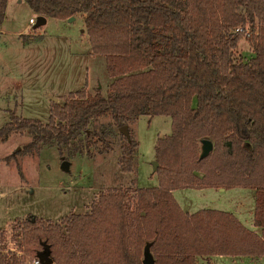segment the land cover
Instances as JSON below:
<instances>
[{
  "label": "trees",
  "instance_id": "trees-1",
  "mask_svg": "<svg viewBox=\"0 0 264 264\" xmlns=\"http://www.w3.org/2000/svg\"><path fill=\"white\" fill-rule=\"evenodd\" d=\"M24 1L45 18L81 15L91 53L104 59L111 81L106 94L82 87L51 102L47 122L11 111L0 141L28 131L26 149L54 143L62 151L83 140L88 153L91 142L108 143L114 126L122 136L118 165L131 173L138 141L127 124L166 115L172 131L155 145L158 185L102 191L90 211L60 223L29 213L21 254L6 259L0 252V264H26L27 257L40 264H144L146 255L152 264H196L197 256L264 255V0ZM7 2L0 0V26ZM239 26L251 30L247 61L235 52ZM107 117L111 123L92 130ZM202 139L213 143L204 157ZM208 186L253 189L260 233L228 211L185 213L172 195Z\"/></svg>",
  "mask_w": 264,
  "mask_h": 264
},
{
  "label": "rangeland",
  "instance_id": "rangeland-1",
  "mask_svg": "<svg viewBox=\"0 0 264 264\" xmlns=\"http://www.w3.org/2000/svg\"><path fill=\"white\" fill-rule=\"evenodd\" d=\"M37 17L26 1L8 0L0 27V128L10 120L11 111L47 122L51 102L82 87L91 94L97 88L106 94L111 81L104 59L91 53L81 15L72 21L47 17L40 25ZM30 18L33 24H29ZM247 30L251 33L249 27ZM248 38L242 34L235 51L245 61L253 55ZM111 122L110 117L101 118L91 128L98 131L99 125ZM127 128L138 141L136 167L131 173L122 172L118 165L122 136L114 126L108 143L95 140L88 153L83 140L64 146L62 151L54 143L26 149L33 140L28 131H13L0 141V252L6 259H11L12 253L21 254V224L29 213L60 223L70 213L90 211L102 191L158 185L153 171L155 145L158 138L171 133V117L139 116ZM253 195L251 188L238 186L222 190L184 187L175 192L185 210L209 207L231 211L246 224L251 222ZM132 196L133 192L128 204ZM32 259L27 257L25 263L31 264ZM234 264H264V259L244 256Z\"/></svg>",
  "mask_w": 264,
  "mask_h": 264
},
{
  "label": "crops",
  "instance_id": "crops-1",
  "mask_svg": "<svg viewBox=\"0 0 264 264\" xmlns=\"http://www.w3.org/2000/svg\"><path fill=\"white\" fill-rule=\"evenodd\" d=\"M7 7V6H6ZM1 27V26H0ZM0 33L3 34V32L0 30ZM239 187V186H238ZM217 190L220 189L222 190L224 187H215ZM253 190V189H252ZM254 191V190H253ZM175 192H176V189L172 190V195L174 197V199L176 200L175 198ZM254 206H253V209H252V217H251V222L249 224H246L244 223L241 218L231 212V211H228V212H231L233 213L237 219L249 230H252L256 233H260V228L256 227L255 224H254V211H255V191H254ZM177 202V200H176ZM178 204V202H177ZM179 205V204H178ZM180 206V205H179ZM180 208L185 212V213H188V214H192L198 210H201V209H215V208H209V207H205V208H199L197 210H194V211H191V210H185L184 208H182L180 206ZM217 210H221V209H217ZM223 211H226V210H223ZM77 213V212H75ZM79 213V212H78ZM80 213H84V212H80ZM86 213V212H85ZM244 256H247V257H251V258H255V257H258V258H263L264 259V255H209V256H197L196 257V264H217L218 262L224 260V259H230L231 261L229 263H221V264H234V260L235 259H238V258H241V257H244Z\"/></svg>",
  "mask_w": 264,
  "mask_h": 264
},
{
  "label": "water",
  "instance_id": "water-1",
  "mask_svg": "<svg viewBox=\"0 0 264 264\" xmlns=\"http://www.w3.org/2000/svg\"><path fill=\"white\" fill-rule=\"evenodd\" d=\"M75 17L71 16L68 18L69 21L74 20ZM46 21V18L44 16H38L37 17V24H43ZM122 131L126 133V127L122 126ZM248 146V145H247ZM213 150V143L209 139H202L200 141V157H204L211 153ZM63 166L66 167V162H63ZM158 167V162L156 160L153 161V171H156ZM48 264V262L46 263ZM144 264H152L150 256L146 255V259L144 261Z\"/></svg>",
  "mask_w": 264,
  "mask_h": 264
},
{
  "label": "built area",
  "instance_id": "built-area-1",
  "mask_svg": "<svg viewBox=\"0 0 264 264\" xmlns=\"http://www.w3.org/2000/svg\"><path fill=\"white\" fill-rule=\"evenodd\" d=\"M34 23V19L33 18H30L29 19V24H33ZM235 32H238V33H241V34H244L245 36H250V32L247 30V28H243L241 26L235 28ZM41 261L37 258H33L31 260V264H40Z\"/></svg>",
  "mask_w": 264,
  "mask_h": 264
}]
</instances>
